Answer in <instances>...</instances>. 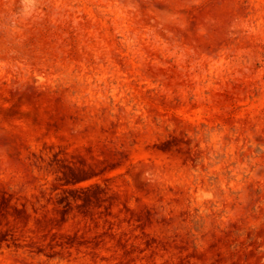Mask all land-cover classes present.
<instances>
[{
    "label": "rangeland",
    "instance_id": "1",
    "mask_svg": "<svg viewBox=\"0 0 264 264\" xmlns=\"http://www.w3.org/2000/svg\"><path fill=\"white\" fill-rule=\"evenodd\" d=\"M0 264H264V0H0Z\"/></svg>",
    "mask_w": 264,
    "mask_h": 264
}]
</instances>
